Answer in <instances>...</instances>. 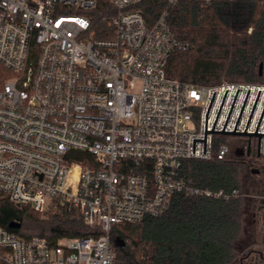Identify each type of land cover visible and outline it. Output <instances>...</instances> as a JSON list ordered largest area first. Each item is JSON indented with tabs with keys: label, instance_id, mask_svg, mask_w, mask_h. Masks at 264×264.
Instances as JSON below:
<instances>
[{
	"label": "built area",
	"instance_id": "1",
	"mask_svg": "<svg viewBox=\"0 0 264 264\" xmlns=\"http://www.w3.org/2000/svg\"><path fill=\"white\" fill-rule=\"evenodd\" d=\"M101 0H0V201L36 211L68 203L100 235L24 238L0 226V264H114L115 225L163 215L180 193L202 192L182 176L188 160H219L237 148L258 154L259 135L233 151L212 130L255 132L264 84L204 86L167 74L189 44L168 24L149 23L146 0H109L116 13L107 38H95L89 13ZM169 6L180 1L163 0ZM257 133H264V114ZM260 158L264 161V136ZM241 195L234 190L232 196ZM18 222V221H17ZM20 223V222H19Z\"/></svg>",
	"mask_w": 264,
	"mask_h": 264
},
{
	"label": "trees",
	"instance_id": "2",
	"mask_svg": "<svg viewBox=\"0 0 264 264\" xmlns=\"http://www.w3.org/2000/svg\"><path fill=\"white\" fill-rule=\"evenodd\" d=\"M139 8L149 23L167 10L172 32L189 44L169 59V77L204 86L226 81L264 84V0L180 1L172 6L163 0H146ZM115 13L109 0H101L89 13L95 38H107ZM216 142L215 155L220 145ZM242 167L234 155L223 160L215 156L185 161L182 176L192 188L223 191L229 197L180 193L159 217L115 225L111 232L114 264H235L249 208L240 183ZM234 190L241 195L232 196ZM17 221L20 228H11ZM0 226L24 238L43 237L52 244L100 235L68 203L38 212L30 205L0 201Z\"/></svg>",
	"mask_w": 264,
	"mask_h": 264
},
{
	"label": "flooded vegetation",
	"instance_id": "3",
	"mask_svg": "<svg viewBox=\"0 0 264 264\" xmlns=\"http://www.w3.org/2000/svg\"><path fill=\"white\" fill-rule=\"evenodd\" d=\"M238 159L252 173L253 170H258L257 174L264 175V161L256 152L251 151L250 155H244ZM257 195L247 196L249 209L250 207L254 208V213L252 212L253 219L251 220L253 228L250 240L241 246L240 264H264V193L262 197Z\"/></svg>",
	"mask_w": 264,
	"mask_h": 264
},
{
	"label": "rangeland",
	"instance_id": "4",
	"mask_svg": "<svg viewBox=\"0 0 264 264\" xmlns=\"http://www.w3.org/2000/svg\"><path fill=\"white\" fill-rule=\"evenodd\" d=\"M219 144L227 145L231 151H233L236 147L242 146L247 142L246 137L240 136H232V135H222L218 140ZM232 157V156H231ZM236 157V156H235ZM240 183L242 185V189L245 197L251 194H258L257 196L262 197L264 193V175L263 174H253L247 166H243L240 174ZM252 212L254 213V208L250 207L247 209L244 217V230L242 233V237L240 239L239 245H244L251 238L252 224L251 220L253 219ZM258 219V218H257ZM242 254L240 253L235 264H240Z\"/></svg>",
	"mask_w": 264,
	"mask_h": 264
},
{
	"label": "water",
	"instance_id": "5",
	"mask_svg": "<svg viewBox=\"0 0 264 264\" xmlns=\"http://www.w3.org/2000/svg\"><path fill=\"white\" fill-rule=\"evenodd\" d=\"M262 73H263V65H261V67H260V74H262ZM227 92H228V90H226V93H225V95H224L223 101H222V103H221V106H220V109H219V112H218V114H217V117H216V120H215V122H214V125H213L212 130H207V124H208V113H209V111H210V108H211L212 102H213L214 97H215V94H216V92H214V95H213V97H212V100H211L210 106H209L208 111H207V114H206L205 139H194L193 153H195V143H196V141H204V153H206L207 132H209V133H222L223 135H232V136H240V137H250L251 135H259L258 155L260 156V143H261V136H264V133H257V130H258V128H259V125H260L261 119H262V117H263L264 110H263V112H262V115H261V118H260V120H259V123H258V126H257V128H256V131H255V132H247L246 130H247L248 124H249V122H250L251 116H252V114H253V111H254V108H255V105H256V103H257V100H258V97H259V95H260L261 90H259V93H258L257 99H256V101H255V104H254L253 110H252V112H251L250 118H249V120H248V123H247L246 129H245L244 132H236L235 130H236V127H237V125H238L239 119H240V117H241V114H242L243 108H244V106H245V103H246L247 97H248V95H249L250 89L248 90L247 96H246V98H245V101H244L243 107H242V109H241V112H240V115H239V117H238V120H237L236 126H235V128H234V131H225V127H226V124H227V122H228V119H229L230 113H231V111H232L233 105H234V103H235L236 97H237V95H238L239 89L237 90L236 96H235V98H234L233 104H232V106H231V109H230V112H229V114H228V117H227V120H226V122H225V125H224L223 130H222V131H215V130H214L215 124H216V122H217V119H218L219 113H220V111H221L222 105H223V103H224V100H225V97H226ZM250 153H251L250 138H249V145H248V148H247L246 151H245L243 148H237V149L235 150V152H234V154H235V156H236L237 158L243 157L244 155H250ZM258 172H259L258 170H253V174H257ZM20 226H21V224H20L19 222H13V223L10 224V227L13 228V229H18V228H20Z\"/></svg>",
	"mask_w": 264,
	"mask_h": 264
}]
</instances>
